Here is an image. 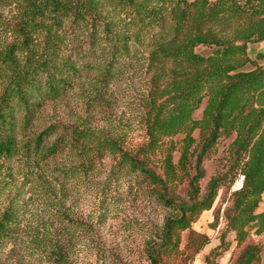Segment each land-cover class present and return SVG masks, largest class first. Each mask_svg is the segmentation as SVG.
Here are the masks:
<instances>
[{"label": "trees", "instance_id": "obj_1", "mask_svg": "<svg viewBox=\"0 0 264 264\" xmlns=\"http://www.w3.org/2000/svg\"><path fill=\"white\" fill-rule=\"evenodd\" d=\"M1 9L12 13L0 18V158L24 155L40 178L60 184L98 176L111 159L101 191L130 175L167 212L145 244L146 264L192 260L209 240L191 224L240 174L224 212L235 241L228 264H261L264 239L253 242L249 229L264 232V210L256 212L264 192V53L251 59L247 49L264 41V0H0ZM130 83L139 85L129 97L143 133L134 145L114 129L121 120L113 115ZM181 130L187 134L165 146ZM221 138H232L231 164L201 190L202 161ZM14 214L0 212V245L11 241ZM55 215L32 241L53 264H68L73 228L90 226L63 210ZM224 239L205 264H218L229 248Z\"/></svg>", "mask_w": 264, "mask_h": 264}, {"label": "rangeland", "instance_id": "obj_2", "mask_svg": "<svg viewBox=\"0 0 264 264\" xmlns=\"http://www.w3.org/2000/svg\"><path fill=\"white\" fill-rule=\"evenodd\" d=\"M11 13L8 9H1L0 18H8ZM3 39L4 34L0 30V43ZM257 53H264V41L248 45L247 54L251 59H255ZM251 67L248 64L244 69ZM130 84L128 89H124L127 97L118 95L113 115L121 120L116 122L114 129L126 136L128 144L134 145L142 142L143 133L132 121L135 104L132 97H129L140 90L139 85ZM205 104L206 98L193 112L194 120H201ZM186 134V130L177 132L167 138L165 146ZM192 135L197 138L198 128L193 130ZM231 139H219L215 149L202 161L204 175L199 181L201 190L211 177L224 174L230 166L228 144ZM174 156L176 160L178 153L175 152ZM59 159L67 161L64 156ZM35 164L21 154L12 159L0 158V212L9 207L14 210L16 218L11 241L0 245V264H53L32 239L36 234L45 235V230L52 227L57 210H63L70 218L90 226L88 229L73 228L74 237L68 239V264H107L108 254L115 255L121 264H146L143 258L145 244L167 212L147 199L130 175H123L118 181L112 182L108 189L101 191L97 182L110 169L111 159L102 162L98 176H91L88 180L81 178L78 181H68L65 184L54 182L51 176L47 180L40 178L41 171ZM242 182L243 176L237 174L228 189L225 185L221 186L211 208L203 211L191 224L194 231L208 237L209 243L187 264H205V255L220 243L222 233L224 240L229 242V248L222 252L217 262L229 263L235 241L232 232L225 234L224 212L230 204V193L238 190ZM262 210L264 192L256 212ZM215 216L218 217L217 220ZM254 230L255 227L249 229L252 241H263L264 232L256 235ZM186 235V232L182 234L181 248L186 243ZM261 264H264V250L261 253Z\"/></svg>", "mask_w": 264, "mask_h": 264}]
</instances>
